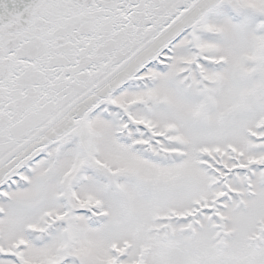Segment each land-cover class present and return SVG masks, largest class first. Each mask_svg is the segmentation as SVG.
I'll return each mask as SVG.
<instances>
[{
    "label": "snow or ice",
    "instance_id": "snow-or-ice-1",
    "mask_svg": "<svg viewBox=\"0 0 264 264\" xmlns=\"http://www.w3.org/2000/svg\"><path fill=\"white\" fill-rule=\"evenodd\" d=\"M0 264H264V0H0Z\"/></svg>",
    "mask_w": 264,
    "mask_h": 264
}]
</instances>
